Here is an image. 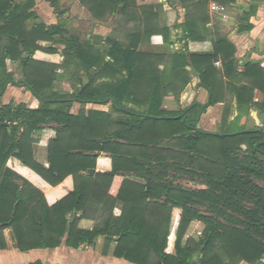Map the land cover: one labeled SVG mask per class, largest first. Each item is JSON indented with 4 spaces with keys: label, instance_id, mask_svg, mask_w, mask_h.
<instances>
[{
    "label": "trees",
    "instance_id": "obj_1",
    "mask_svg": "<svg viewBox=\"0 0 264 264\" xmlns=\"http://www.w3.org/2000/svg\"><path fill=\"white\" fill-rule=\"evenodd\" d=\"M48 1L57 16L66 13L59 0ZM79 1L97 20L117 13L133 19L128 42L110 34L97 46L61 22L38 20L35 0H0V98L11 83L39 100L38 107L0 102V250L8 247L5 231L11 229L22 251L62 242L79 248L103 236L104 253L115 242L113 255L134 264H258L264 258V186L255 180L264 182V128L226 129L253 109L264 116V67L240 62L235 44L208 25L211 2L239 0H179L184 44L169 53L142 48L155 35L173 44L171 27L159 23L161 3ZM259 2L250 0L240 12L238 33L253 29ZM190 41H210L211 50L191 52ZM58 45L61 63L40 58L58 53ZM8 60L19 63L22 79H15ZM194 75L208 91L207 102L164 108L169 94L180 102ZM60 76H67L71 90L56 89ZM229 95L238 111L233 121ZM76 102L81 107L73 112ZM219 103L224 131L188 126ZM87 104H110L111 110ZM45 129L55 131L46 145L48 166L36 158ZM102 154L111 159L109 170H97ZM12 157L54 186L72 176L73 191L52 205L43 196L27 199L7 166ZM185 178L206 188L185 187ZM118 202L123 208L116 215ZM82 218L94 219L95 226L79 227ZM194 221L205 224L198 240L186 237Z\"/></svg>",
    "mask_w": 264,
    "mask_h": 264
},
{
    "label": "crops",
    "instance_id": "obj_2",
    "mask_svg": "<svg viewBox=\"0 0 264 264\" xmlns=\"http://www.w3.org/2000/svg\"><path fill=\"white\" fill-rule=\"evenodd\" d=\"M35 1H36V5L34 10L36 11L37 14H39L38 6L40 0H35ZM241 2L244 3V0H241ZM249 2L250 0H245L244 4L248 6ZM152 4H156V3H152ZM61 7L65 9L64 5ZM163 7L165 8L166 14L169 13L168 8H170V6H168L167 4L166 7L165 5L158 7L157 10L160 14L159 22H161L162 20L161 13H163L164 11L161 12V10H163L162 9ZM83 9H84V5L79 0H76L73 1L72 7H70L68 10L65 9L66 13L64 15L69 16L70 13L74 15L75 12H80V10ZM238 9H239L238 6L232 8V10H238ZM177 10L178 11L181 10V11L179 12V15L176 16L175 22L173 24H165V25L160 24L162 27L165 26L171 27L172 29L171 40L173 44L169 46L168 44L164 43L163 37L161 35H155L152 37L150 42H146L142 44L143 49L144 46L146 45L149 47V50L147 49V51H158V52L169 53L171 51L170 48L180 49L181 46H183L184 42L181 41L180 39L182 37L181 24L185 19V8L178 7ZM73 15L71 16L73 17ZM82 16H84L83 18L86 19L84 14ZM38 17L40 18L39 15ZM219 19L220 21L221 20L223 21L219 22ZM232 19L233 17L229 13H227L226 15H211V22L213 23L211 29L214 32L217 30L219 32H222L221 34L227 36L235 44L237 48V56L240 58V62H244L248 60L259 61L264 67V0H260L257 14L251 18V22L254 25L251 31L246 33H238V23H239L238 21L236 23L237 32L235 33L229 32L230 29L228 27L229 26L228 24H230V21ZM233 20L231 22H233ZM88 22L90 25L91 21L89 20ZM52 23H57V22L53 21ZM52 23H47V24H52ZM124 23L125 25H127V23H131V21L129 22L128 19L126 18L121 23L122 26L124 25ZM89 31L90 32L88 33V38H91V41L96 44V42L100 43L101 38L112 34L113 27H108L107 25H103L102 23H95V25H92V27H90ZM127 42L128 40L126 39V43ZM188 48L191 52H196V53L209 52L211 50V42L190 41L188 42ZM55 55H57V53L51 55L48 58H44V57H40V58L47 60L49 62L58 63L57 60L55 59ZM217 66L218 67L220 66L219 62L217 63ZM198 82H199V78L196 75H194L190 86L185 90V92L181 97L182 98L181 103L185 101L184 97L186 99V97L189 96L192 97L197 96V100H195L196 102H200L202 104L207 102L208 91L203 87H199ZM256 93L260 95V97L256 96V100L260 101L262 99V94L260 92H256ZM170 98L174 99L175 97L173 96V94H169L165 98L164 108L166 109H167L166 101L167 99ZM75 104H78L80 109L81 104L78 102H76ZM220 104L221 103L217 105ZM217 105L208 107V111H210L212 108H216ZM100 106L101 105H97V104H87L85 107L86 109L96 108V109L109 111L105 107L103 106L100 107ZM235 106L236 104L234 105V107ZM33 107H38V104L34 103ZM234 110H235L234 116L230 118V120L232 121L238 115V111L236 107ZM73 112L75 111L73 110ZM255 114L256 116H258L257 113ZM246 116L242 117L240 125L245 124L247 120ZM257 118L260 119V117H256V120ZM54 135H55V131L53 129H45L43 131V135L38 145V150L36 152L37 160L44 163V165L46 166H48L46 145L48 143V140ZM7 166L18 175V178L15 181L17 184L20 185V188L23 191V195L27 197V199H31V201H36L41 196H43L46 199V202L49 205H52L56 203L58 200L68 195L74 189V181L72 176L66 177L63 182L54 186L49 184L44 178H42L34 170L23 165V163L15 157L9 159ZM111 166H112L111 159L106 154H102L97 162V170L106 171L109 170ZM131 179L137 180V178L134 177H131ZM137 181L140 182L141 180L138 179ZM122 208H123V203L118 202L114 208V214L119 215L122 211ZM95 224L96 221L92 218H82L79 222V227L90 230L95 226ZM5 236L7 239L8 247L6 249L0 250V264H31L37 261H41L43 264H134L125 260L124 258H118L113 255V251L116 245L115 242H112L108 248L109 251L107 253H104V250H106L107 247L105 245V238L103 236L98 237L95 244L92 245L85 244L80 246L79 248L70 247L66 245L65 242H62L59 246L55 248H34L24 251L20 250L16 246V242L12 238L11 229L5 231Z\"/></svg>",
    "mask_w": 264,
    "mask_h": 264
},
{
    "label": "rangeland",
    "instance_id": "obj_3",
    "mask_svg": "<svg viewBox=\"0 0 264 264\" xmlns=\"http://www.w3.org/2000/svg\"><path fill=\"white\" fill-rule=\"evenodd\" d=\"M20 1V0H17ZM73 1L76 0H59V3L61 6L64 5L65 9H69L70 7L73 6ZM137 4L139 6H144V5H148V4H152V3H162V5L166 4L168 6H170V8H168L169 13L166 14L165 12V8L163 7L161 10L164 11L162 14V20L161 22H159L160 24H173L175 22L176 16L179 15V12L181 10H177L178 7L181 8V3L179 2V0H136ZM245 3V0H244ZM176 10V11H174ZM38 11H39V16H40V20L44 21L45 23H52L54 22H61L63 23L67 30L77 36H79L80 39L82 40H86V39H90L88 38V33L90 32L89 29L90 27H92V25H95V23H102L103 25H107L108 27H113V32L112 34H114L116 37H118L121 41H123L124 43H126V38L128 33H132L134 32V20L131 19L129 20V22L131 21V23H127V25L122 26V22L124 19H126L121 13H117L114 15L109 16L106 20L100 21L95 19L91 12L88 10V8L86 6H84L83 10H80V12H75L74 15L73 14H69V16H57V14L54 12V8L51 6L50 2L48 0H40L39 1V6H38ZM84 12V13H83ZM232 17H233V22L230 21V24H228L229 26V32L235 33L237 32V26L236 23L238 22V16L240 15L239 10H229L228 12ZM85 15L86 19L83 18ZM73 15V17L71 16ZM160 15V14H159ZM223 19V18H222ZM90 25H89V22ZM218 21V20H217ZM223 20L219 22H222ZM87 22V23H86ZM222 33V32H220ZM224 33V32H223ZM45 43V42H44ZM46 44V43H45ZM97 46H100L101 43L96 42ZM58 53L57 55H55V59L57 60L58 63H61L64 59V56L62 55V50L63 46L62 45H58ZM144 49H148V46H144ZM175 49V48H174ZM63 56V57H62ZM239 58V57H238ZM240 59V58H239ZM240 66L242 67V64L240 63ZM7 67L10 71H14V76L16 80H20L23 78V72L19 66L18 62H14L11 60L7 61ZM64 70L60 69L59 73H62ZM83 80L86 82V78L84 77ZM56 89L59 90H71V85L70 82L67 78V76H60L59 79H57L56 83H55ZM256 96L260 97L259 94L256 93ZM184 102H182V98L180 99V102H178L175 98L172 99H167L166 101V105H167V109L168 110H178L183 108L182 106L186 107L189 104H191L193 102V100H197V96L192 97H184ZM11 101H14L16 103H25L30 107H33L34 103L38 104L39 106V100L37 99L36 96L33 95V93L28 90L25 86L22 85H14V84H8L6 86L5 92L3 94V96H1L0 98V102L5 104V103H9ZM227 101H231L233 103V105L236 104V100L233 96L229 95L227 96ZM130 105V104H129ZM103 107H105L106 109H108L109 111L111 110V105L110 104H105V105H101ZM100 106V107H101ZM133 108L135 107L134 105H130ZM172 108V109H171ZM223 108H224V104L221 103L220 105H217L216 108H212L210 111H208V108L205 112L202 113L200 119H199V123L197 125V127L199 129L202 130H207V131H216V132H221L224 131L227 127V123H223L222 122V116H223ZM143 109V108H142ZM73 110L75 112H77L79 110V105L75 104L73 105ZM235 110L233 111V114L230 116V118L232 116H234ZM258 114V116H256V114ZM256 117H260L257 118ZM262 117V118H261ZM229 121H232L230 120ZM247 120L245 122V127L246 128H255V127H261L264 128V117L262 115H260L256 109L252 110L250 115L246 116ZM242 118L240 120H237L234 124H232L231 126H229L226 130L228 131H235L237 130L240 126V122H241ZM228 121V122H229ZM38 135V134H37ZM43 135V134H42ZM38 150V147H37ZM13 158V157H12ZM138 180V179H137ZM258 183H260L261 185L264 186V182L260 181V180H255ZM181 183L188 188H206V186L201 182V180L199 179H194V180H190V179H183L181 180ZM175 220V217H174ZM174 226V223H173ZM205 229V224L199 221H194L191 223L188 232H187V236L186 237H192L195 240H198L200 238V236L203 234Z\"/></svg>",
    "mask_w": 264,
    "mask_h": 264
},
{
    "label": "built area",
    "instance_id": "obj_4",
    "mask_svg": "<svg viewBox=\"0 0 264 264\" xmlns=\"http://www.w3.org/2000/svg\"><path fill=\"white\" fill-rule=\"evenodd\" d=\"M237 6L239 7L238 9L239 12H242L243 9L246 7V5L241 2V0H239L234 5H225V4L213 1L209 5L210 15H226L229 12V10ZM208 25L212 26L213 23L210 22Z\"/></svg>",
    "mask_w": 264,
    "mask_h": 264
},
{
    "label": "water",
    "instance_id": "obj_5",
    "mask_svg": "<svg viewBox=\"0 0 264 264\" xmlns=\"http://www.w3.org/2000/svg\"><path fill=\"white\" fill-rule=\"evenodd\" d=\"M195 103H200V102H195ZM202 104V103H201ZM202 113H203V110H201V112H200V114H199V116L201 117V115H202ZM198 121H195V122H191V123H188V126H197L198 125ZM262 143H264V141H262ZM90 172L92 173V172H94V170L93 169H90ZM258 264H264V258L263 259H260L259 261H258Z\"/></svg>",
    "mask_w": 264,
    "mask_h": 264
}]
</instances>
